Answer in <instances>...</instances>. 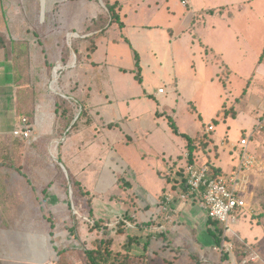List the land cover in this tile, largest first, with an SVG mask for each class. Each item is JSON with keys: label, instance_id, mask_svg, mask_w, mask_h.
<instances>
[{"label": "crops", "instance_id": "1", "mask_svg": "<svg viewBox=\"0 0 264 264\" xmlns=\"http://www.w3.org/2000/svg\"><path fill=\"white\" fill-rule=\"evenodd\" d=\"M109 1L119 3L121 20L125 25L121 28L114 24L101 34L95 31L97 34L92 41L89 37L94 32H87L86 29L91 21H97L104 14L106 6L103 0H43L44 7L54 14L62 9L58 5L53 8L58 2L75 3L79 12L73 14L70 10V14L68 9L62 13V18L67 21V25L60 31L64 37L58 39L55 28L48 33L55 38L53 43L55 54L49 58L46 54L43 67L48 70L44 79L46 83L50 81L48 86L50 91L41 99H34L32 114L23 116L29 118L35 128L34 135L24 140V143L35 144L56 138L53 144L57 142L59 157H62L60 159L67 169V176L73 175L81 185L82 183L86 185L88 181L96 178V174L106 167L108 160L116 163L123 174L132 168L133 175L148 181L147 186H144L139 182L141 178L133 179L142 190H146L147 194L151 193V200L149 198L148 200L152 206H156V209L151 210L158 211V215L161 213L158 220L162 221L155 227L165 230L163 234V230L160 229L161 235L165 238L164 242L170 241V233H172L171 241L181 246L188 240L192 241L193 221L206 222L207 228L210 227L206 212L199 200H189L183 205L180 199L181 177L177 175V170L186 166L188 160L185 155L189 153V142L185 135L192 139L203 138L206 127L213 122L209 121L208 124L203 122L202 126L197 120L186 122V128L178 125L176 134L171 127L173 123L171 119H176L180 112L197 110L196 97L199 92L201 96L203 95L202 101L207 100L211 93L215 94L218 90L221 96L226 91L232 94L225 82L227 77L216 75L215 70L212 71L213 74L209 71L214 64H217L224 68L226 74L231 75L233 69L228 67L225 56L231 52L246 53L248 47L252 48L248 39L258 34L257 28H262V33L259 32L262 40L258 46L255 45V49H258L255 68L251 76L247 75L250 79L246 84L248 86L242 93H238L235 104L229 110L223 106L216 115L225 117L241 106L242 109H246L249 99L253 102L254 110L262 111L257 120L262 128L257 124L254 130H264V0H188L185 5L182 0ZM252 3L254 7L250 10L248 5ZM75 18H81L82 23L75 24ZM53 20L57 28L58 18L54 17ZM74 39H81L78 43L83 57L78 60L77 54L72 49L71 58L65 64L62 59L63 48L65 44L72 48ZM92 42H95L94 47L89 49ZM137 61L140 70L137 68ZM63 71L68 72L69 79V83L65 86H70V80L73 78L78 82L79 94L88 114L67 138H65L66 134L61 138L56 134V96L66 97V92L59 85ZM221 80L226 89L220 90L216 87L217 89L211 91V87ZM161 87L166 88L165 93L158 94L157 91ZM82 108L81 106L77 112L79 116ZM15 124L9 125L11 132L12 128L16 127ZM70 126L68 130L72 127ZM215 129L214 124L213 130ZM221 141L226 145L225 139ZM239 141L232 142L230 149L238 145ZM133 146L141 149L140 155L132 153ZM90 150L94 152L89 156ZM150 150L154 151L153 154L149 153ZM206 150L207 147L205 150H198L195 163L201 165L211 161L215 166L220 167L223 173L231 171L224 170L218 159L208 157L206 161ZM236 151L231 157L233 160L229 161L230 168H234L239 161L238 150ZM81 152L86 154L85 162L73 172L70 166L76 165L75 157ZM148 155H151L149 162ZM130 174H127L122 182L118 178L115 184L117 187L122 184L124 186L122 190L125 192H129L132 188L129 183L132 178ZM163 174H165L164 178L161 177ZM168 178L171 182L167 180ZM258 180L264 182V178H257L256 183L251 187L253 211L244 213L253 216L259 214L260 218V213L264 214L263 208L260 209L262 205L254 204V199L258 200L255 198L257 191L260 190V185L257 187ZM156 181L158 182L156 185L149 184ZM157 185L158 187L155 188ZM167 195H171L173 199L168 205V210H163L161 203ZM133 205L130 204L132 211L125 214L126 217L128 214L131 215L128 219L137 218L138 213L142 212L133 211L136 209ZM143 205L145 210L141 213L142 217L146 216V221H149V217L157 213L149 212L147 209L149 206L145 203ZM259 209L260 212H256ZM182 224L184 227H181ZM181 229L183 231H179ZM236 230L233 228V231ZM207 232L214 237V245L215 236L208 229ZM241 240L251 245L246 238V241L244 238ZM203 262L232 264L228 253L226 256L218 252L217 255L205 253Z\"/></svg>", "mask_w": 264, "mask_h": 264}, {"label": "rangeland", "instance_id": "2", "mask_svg": "<svg viewBox=\"0 0 264 264\" xmlns=\"http://www.w3.org/2000/svg\"><path fill=\"white\" fill-rule=\"evenodd\" d=\"M64 4L66 3H55L53 8L58 5L62 9L54 14L44 7L43 0H0V39L7 36L10 41L7 47L0 49V264H58L59 249H70L73 244L93 248L96 246V238L112 239L109 247L114 251L119 264H206L203 262L205 253L217 255L213 249L216 243L213 245L214 237L208 234L206 222L191 223L194 231L192 241L188 240L177 246L175 241H171L173 234L170 233V241L165 243L160 232L162 228L155 227L162 221L158 220L161 213L158 215V211L151 210L156 209L149 201L151 193L147 194L133 179L141 178L139 182L144 186H147L148 181L133 175L132 168L123 174L116 163L108 160L106 167L96 174V178L86 185L81 182L89 192L82 196L74 191L68 179L70 176L60 166L59 161H62L57 142L53 144L56 138L35 144L13 142L9 125L16 123L18 127L23 116L32 114L33 100L41 99L50 91V81L46 83L44 79L48 70L43 67L46 54L48 58L55 54V38L48 33L55 28L58 39L64 37L60 31L67 25V21L62 18V13L68 9L70 14L79 12L75 3ZM248 7L252 10L254 3ZM54 17L58 18L57 28ZM74 20L77 25L82 23L81 18ZM256 32L258 34L248 39L252 48L248 47L246 53L231 52L225 56L228 67L233 69L231 75L226 74L224 68L217 64L209 71L213 74L215 70L216 75L227 77L225 82L232 94L226 91L221 96L218 90L202 101L203 95L199 92L196 97L197 110L180 112L176 119H171V127L176 134L178 125L184 128L187 126L186 122L197 120L201 126L203 122H213L215 130L207 133L203 131L207 136L205 158L206 161L208 157L218 159L226 171L232 170L229 161L233 160L231 157L238 150V147L230 149L229 146L232 142L237 143L243 136L250 139L251 150L264 158V130L257 127L254 130L262 111L254 110L252 101L247 99L246 109L241 106L225 117L216 115L223 106L229 110L238 95L248 86L246 84L250 79L247 75L251 76L255 68L258 54L255 45L258 46L262 40L259 37L262 28H257ZM216 87L226 89L222 80L211 87V91ZM220 137L226 140V145L222 144L223 139H219ZM131 150L133 154L141 153V149L136 146ZM93 152L94 150L88 151L89 156ZM153 152L149 151L151 154ZM85 155V152L77 153L76 165L70 166L71 171L82 166ZM138 158L140 159L139 156ZM150 159L151 155H148L147 161ZM127 174L132 177L129 192L122 190V184L120 187L115 185L118 178L122 182ZM164 175L161 177L164 178ZM252 179L256 180L253 176ZM263 183L258 180L257 187L260 185L262 191ZM149 184L152 186L158 182ZM157 187L158 185L155 188ZM120 198H124L123 201ZM260 202L261 198L254 199L255 205L261 206ZM132 203L136 206L133 211L143 212L145 203L149 206V212L157 214L146 221V216L143 218L142 212L141 215L138 213L137 218L130 219L134 227L123 223L115 224L119 219L127 218L125 214L132 211ZM261 208L264 210L263 206ZM260 209L256 212H260ZM97 221L101 224L100 228L95 226ZM210 226L215 225L211 223ZM181 227H184L183 224ZM233 228L238 229L233 231L237 232V238H246L264 258V214L260 213V218L259 214H242ZM162 230L164 233L165 230ZM76 264L84 262L79 260Z\"/></svg>", "mask_w": 264, "mask_h": 264}, {"label": "built area", "instance_id": "3", "mask_svg": "<svg viewBox=\"0 0 264 264\" xmlns=\"http://www.w3.org/2000/svg\"><path fill=\"white\" fill-rule=\"evenodd\" d=\"M182 3L185 5L188 0H182ZM165 89V87H161L157 93L163 94ZM258 127L262 128L261 123ZM213 129L214 124L211 123L206 127L205 132H211ZM12 132L14 136L28 140L34 135L35 128L27 117H22L20 125L16 126ZM249 144L250 139L242 137L239 144L235 145L236 148L238 147L239 161L229 173L214 176L210 164L200 165L187 162L185 166L187 191L180 193L183 205L189 200L197 199L205 210L207 219L218 221L223 225L222 241L220 244H215L213 249L221 254L228 253L232 264H264L261 254L246 243L247 252L242 255L241 259L237 258V255L235 256L236 244L233 239L238 235L233 232V224L237 223L239 216L245 211H253L251 187L256 183V180L253 181L252 176L256 179L264 178V159L258 157L250 149ZM185 156L188 160L189 153H186ZM172 199L171 195L166 196L161 203L163 210H168ZM119 223L134 227L128 218H122L115 222V224Z\"/></svg>", "mask_w": 264, "mask_h": 264}, {"label": "trees", "instance_id": "4", "mask_svg": "<svg viewBox=\"0 0 264 264\" xmlns=\"http://www.w3.org/2000/svg\"><path fill=\"white\" fill-rule=\"evenodd\" d=\"M105 3V10L104 14L100 16V18L97 21H91L90 24H88V28L86 29L87 32H94L89 39L94 41L95 31H99V33H104L108 29H110L114 24H117L119 27H124V22L121 20V15L119 12V3H111L109 0H103ZM213 12V11H212ZM81 39H74L72 42V48H70L67 44H65L63 48L62 53V59L64 60V63L66 64L72 55V49L75 51V53L78 56V60H81L83 57V54L80 52L79 43ZM9 38L2 37L0 39V49L7 47L9 44ZM94 43L92 42L91 45H89V49H93ZM10 54H7L9 56ZM263 56V55H262ZM261 56V57H262ZM137 68L140 70L139 67V61H137ZM67 71H63L61 77L59 78V85L64 89L66 92V97L62 95H57V101H56V115H57V127H56V134L60 138L63 137L66 134V137H69L75 129L80 124V121L87 117L88 114L85 111V107L83 105V101L81 98V94H79L80 86L78 85V82L75 78L70 80V86H65L66 83H69V79L67 76ZM82 108V112L78 118V120L72 125V127L68 130L70 124L74 120L77 112L79 111L80 107ZM29 119V118H28ZM30 120V119H29ZM12 128V127H11ZM15 129V127L12 128ZM11 135L13 137V142L15 143H21L24 142V139L20 137H16L13 135V132H11ZM189 144H188V150H189V163H195V159L197 156L198 150H205L206 148V138L207 136L203 135V138H196L192 139L189 136L185 135ZM62 144V143H61ZM62 159V157H60ZM208 164L212 167V173L214 176L223 174V171L220 167L215 166L212 162H208ZM59 169L61 170V167L59 166ZM177 175L181 177V185L180 190L181 192L187 191V177L185 173V167H180L177 170ZM170 176V175H169ZM177 179V177H175ZM169 182H171V179H167ZM69 181L72 183V187L75 192L80 193V195L85 196L89 192L86 191L83 186L75 179L73 175L70 174ZM54 183V181H53ZM256 199L261 198V205L264 206V190H259L255 196ZM246 214V213H243ZM127 218H130V215H127ZM214 224L215 226L209 227V232L215 236L216 238V244H220L223 238L224 233V227L221 223L215 220H208V224ZM99 222H96V227L100 228ZM124 225V224H123ZM74 228V227H71ZM123 229H120V232H122ZM164 234V233H163ZM164 236V235H163ZM236 244V253L237 257L241 259L242 255L245 254L246 251V245L244 241L239 240L238 238L233 239ZM245 240V239H244ZM246 241V240H245ZM96 246L93 248H86L83 246L78 245H71L69 248H62L58 250L59 259L58 264H76L79 260L83 261L84 264H119L116 262V258L114 257V251L110 249L109 244L112 242L111 238H100L94 240ZM150 242V240H149ZM146 244V243H145ZM254 248L256 246L254 244H251ZM224 255L227 256V253H224Z\"/></svg>", "mask_w": 264, "mask_h": 264}, {"label": "water", "instance_id": "5", "mask_svg": "<svg viewBox=\"0 0 264 264\" xmlns=\"http://www.w3.org/2000/svg\"><path fill=\"white\" fill-rule=\"evenodd\" d=\"M78 116H79V113L76 115L75 120L73 121L72 124H74V122L76 121V119L78 118ZM72 124H71V126H72ZM71 126H70V127H71ZM55 158H56V157H55ZM56 160L59 161L57 158H56ZM59 163H60V166L62 167V169L64 170V172H65L66 175H67V169H66V167L64 166V164H63L62 162L59 161Z\"/></svg>", "mask_w": 264, "mask_h": 264}]
</instances>
